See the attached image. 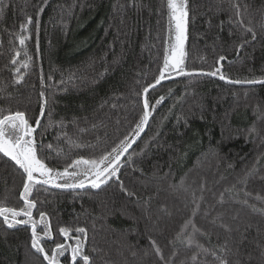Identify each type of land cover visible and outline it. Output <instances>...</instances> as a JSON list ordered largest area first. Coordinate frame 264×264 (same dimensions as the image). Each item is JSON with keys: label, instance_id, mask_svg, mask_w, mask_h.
Instances as JSON below:
<instances>
[{"label": "trees", "instance_id": "obj_1", "mask_svg": "<svg viewBox=\"0 0 264 264\" xmlns=\"http://www.w3.org/2000/svg\"><path fill=\"white\" fill-rule=\"evenodd\" d=\"M187 2L185 67L197 74L168 78L149 90L155 110L129 149L136 153L132 165L120 171L124 187L135 195H127L116 181L100 189L37 186L33 216L38 221L39 212L47 213L53 237L42 241L46 250L63 242L60 227L82 226L88 229L85 252L91 264H219L213 252L229 264H264V84L228 82L264 79V0ZM5 4L0 111H23L34 124L39 92H45L48 105L35 133L37 155L63 170L129 135L143 112L135 93L155 80L168 50L167 0ZM29 16L32 24L21 31ZM28 33L31 39L21 48L18 38ZM16 51L20 56L13 65ZM25 51L31 62L19 73L23 83L16 84L15 68ZM220 56L226 60L217 63ZM216 67L226 79L199 74ZM49 113L54 124L41 135ZM21 172L0 154V201L7 206H23ZM153 240L163 260L151 248ZM225 244L228 250L221 253ZM61 260L68 264L67 254ZM0 264H47L31 248L29 225L8 228L0 218Z\"/></svg>", "mask_w": 264, "mask_h": 264}, {"label": "snow or ice", "instance_id": "obj_2", "mask_svg": "<svg viewBox=\"0 0 264 264\" xmlns=\"http://www.w3.org/2000/svg\"><path fill=\"white\" fill-rule=\"evenodd\" d=\"M168 8V22H169V49L166 52L165 58L163 60V66L160 70L158 76L150 84H145L142 86L141 90L136 92L135 95L142 98V116L139 122L135 124L132 132L121 139L117 144L111 147L110 150L100 153L99 155L92 158L80 157L75 159L70 164L66 165L63 171L49 167L44 160L37 155V138L36 130L41 127V119L45 117V109L48 105V98L45 92L41 90L39 92V115L35 120L34 124L30 122L29 118L23 111H8L7 113L0 111V154L3 157H7L10 161L14 162V166H17L19 170H22L21 174L23 176L22 191L20 193V199L23 201V206L20 208L7 206L4 201H0V218H2L3 223L8 228H14L17 225H29L31 228V248L35 250L36 253L43 257V260L47 264H61V257L67 254L68 264H91L92 258L85 252V245L87 241L88 229L82 226L76 227H60L59 234L63 237V242L55 243L50 250H46L44 243L45 239H52L51 236V225L47 213L41 211L39 212V220L33 216V210L37 207V200L32 198V192L34 189L39 191L37 186H50L53 188L62 189H84L86 187H91L93 189H100L103 185H107L110 181H116L121 190L127 195H135L124 187L123 181L120 179L121 168L125 164L131 166L132 158L136 155L135 152L129 153V149L135 143L136 138L144 131L147 126L151 111L155 110V105L150 106V101L148 98V93L151 88H155L161 83V81L166 78H171L173 73L180 76L192 77L197 74L195 69L189 70L184 66L185 57V42L187 40V24H188V2L187 0H167L166 4ZM6 7L5 0H0V14L3 13ZM234 8L237 10V15H239V5L234 4ZM43 11L41 7L37 16ZM243 26V20L240 21ZM32 24V18L29 16L25 24L21 26V31H25L27 26ZM36 31H39V21L37 20ZM246 32L252 33V38L255 39V33L251 27L245 28ZM31 39V34L21 35L18 38V43L21 48L26 44V41ZM243 45H241L242 47ZM20 52L16 51L14 58L11 60V64L17 65ZM25 60L20 64L19 67L15 68L17 73L15 83H23L24 76L19 75L21 68H27L31 62V57L27 55L25 51ZM226 60V57L220 56L217 63ZM201 75L216 76L219 74L221 80L226 79L225 75L221 72L220 67H216L210 72H200ZM51 79V77H49ZM41 88H44V77L41 70ZM229 83H247V84H264V79H251L245 81H228ZM164 98L160 97L156 100L158 105ZM115 107V105H113ZM63 128V121L59 122ZM54 122L51 119L49 113L45 128L41 130V135L43 131L48 127H52ZM70 143H75L69 138ZM49 148L52 145H48ZM127 157V159H124ZM123 161V162H122ZM252 171H255L253 169ZM251 175V172L248 173ZM60 181H63L61 183ZM259 198V197H258ZM223 195L220 197V202H223ZM195 202V201H194ZM247 203V201H244ZM197 209L199 205L196 206ZM39 224L43 225L41 232H37V226ZM227 231L231 229L226 225L221 223ZM194 227V226H193ZM198 231V229H195ZM73 232L76 235H73ZM183 237V232L178 234L176 239H181ZM194 243L191 237L188 238V244L191 246ZM196 247L200 248L199 244ZM151 248L160 257L161 260L164 259L162 249L153 240L151 241ZM94 250V249H93ZM204 250V249H202ZM228 250L227 244H225L221 249V253H226ZM206 251V250H204ZM213 256L219 261V264H229V261L224 255H216L215 252L212 253ZM176 252L173 251L170 261L174 260ZM193 261L197 259L196 255L191 257Z\"/></svg>", "mask_w": 264, "mask_h": 264}, {"label": "rangeland", "instance_id": "obj_3", "mask_svg": "<svg viewBox=\"0 0 264 264\" xmlns=\"http://www.w3.org/2000/svg\"><path fill=\"white\" fill-rule=\"evenodd\" d=\"M186 41H187V40H186ZM173 42H174V39H173L172 41L169 40V43H168V49H169V45H170V43H173ZM185 57H186V42H185ZM185 57H184V66H185ZM178 76H180V75H176L175 73H173V75H172L171 78L178 77ZM166 79H168V78H166ZM57 170L63 171V170H61V169H57ZM60 182L63 183V181H60ZM89 187H90V186H89ZM41 226H43V225L38 223L37 228H38V227H41ZM62 257H63V256H62ZM62 257H61V258H62ZM61 264H62V260H61Z\"/></svg>", "mask_w": 264, "mask_h": 264}]
</instances>
